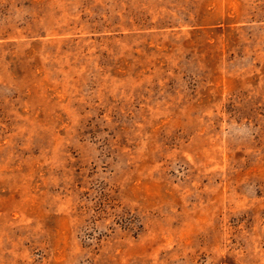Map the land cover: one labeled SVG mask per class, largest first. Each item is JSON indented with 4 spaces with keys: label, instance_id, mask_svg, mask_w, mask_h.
I'll list each match as a JSON object with an SVG mask.
<instances>
[{
    "label": "rangeland",
    "instance_id": "obj_1",
    "mask_svg": "<svg viewBox=\"0 0 264 264\" xmlns=\"http://www.w3.org/2000/svg\"><path fill=\"white\" fill-rule=\"evenodd\" d=\"M0 264H264V0H0Z\"/></svg>",
    "mask_w": 264,
    "mask_h": 264
}]
</instances>
